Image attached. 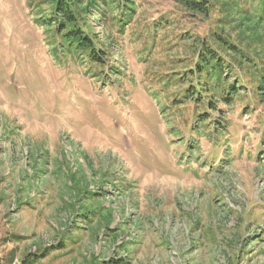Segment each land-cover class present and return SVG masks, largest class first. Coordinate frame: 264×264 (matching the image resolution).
I'll return each instance as SVG.
<instances>
[{
    "label": "rangeland",
    "instance_id": "obj_1",
    "mask_svg": "<svg viewBox=\"0 0 264 264\" xmlns=\"http://www.w3.org/2000/svg\"><path fill=\"white\" fill-rule=\"evenodd\" d=\"M135 1L75 2L94 61L35 22L51 0H0L2 264H264L261 0Z\"/></svg>",
    "mask_w": 264,
    "mask_h": 264
},
{
    "label": "trees",
    "instance_id": "obj_2",
    "mask_svg": "<svg viewBox=\"0 0 264 264\" xmlns=\"http://www.w3.org/2000/svg\"><path fill=\"white\" fill-rule=\"evenodd\" d=\"M53 4V8L51 12L47 15L41 14L39 18H35V22L38 23V20L41 23H38L42 26H45L46 32H54V39H59L58 43H56V47H61V51L66 54H72L77 49H91L90 56L93 57L94 61H100L98 51H94L93 45L94 41L90 34L86 31V26L83 24L80 13L86 12L87 8H78L76 6V1L82 4L81 0H51ZM103 4L106 7V10H119L121 16L124 18L120 19V22H125L128 18L134 17L136 1L135 0H94V3ZM211 0H186V8L190 10H195L196 12L207 15L211 11ZM263 5L264 12V0H261ZM28 6L30 7V13L33 11V4L28 2ZM77 7V9H76ZM237 7V6H236ZM239 9V8H238ZM239 10H237L238 13ZM34 12V11H33ZM31 15H33L31 13ZM117 17V16H115ZM85 23V22H84ZM261 29V27H260ZM54 40V41H55ZM53 41V38H52ZM53 45V43H52ZM202 62L204 65H198V72L200 75H203L205 81V89L204 91H220L223 92L221 94V100L232 104L234 102V97L239 93V87L235 84H229L228 88H225V84L229 81L226 78V74L223 71V64H221L218 55L211 51L206 50V52L201 54ZM228 73V72H227ZM260 82L264 79V74L258 76ZM242 86V84H241ZM186 92H192L188 89ZM187 95L188 98L193 99L194 95ZM218 101V100H217ZM210 103H214V101H210ZM201 115V114H200ZM206 120L203 121H207ZM211 121V120H210ZM215 123H212L214 125ZM222 135L224 133H221ZM0 264L1 261H0Z\"/></svg>",
    "mask_w": 264,
    "mask_h": 264
}]
</instances>
